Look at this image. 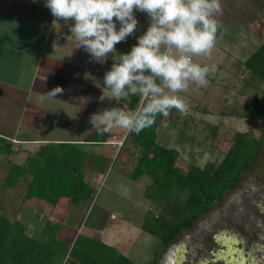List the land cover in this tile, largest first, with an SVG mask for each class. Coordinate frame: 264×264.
<instances>
[{
    "label": "trees",
    "instance_id": "16d2710c",
    "mask_svg": "<svg viewBox=\"0 0 264 264\" xmlns=\"http://www.w3.org/2000/svg\"><path fill=\"white\" fill-rule=\"evenodd\" d=\"M244 66L251 72L244 78V86L264 83V41ZM242 91L246 93L244 88ZM122 101L135 112L147 98L137 95ZM188 117L193 118L175 113L170 128L194 139L195 135L188 132ZM246 117L260 120L264 132V105L258 102L255 112ZM163 118L158 115L155 123L139 134L127 132L122 145L111 143L113 135L109 131L101 135L98 130L90 132L84 141H48L35 150L0 135V264H139L116 246L83 231H77L71 241L62 236L60 227L48 223L49 230L34 237L19 218L26 207L33 206L52 214L63 198H69L73 205L95 201L98 190L87 179V171L106 174L111 157L108 151L89 150L88 144L107 145L108 150H118L119 146V151L127 152L135 161L130 177H150L144 196L154 211L147 215L142 228L165 246L238 185L263 139L253 128L236 130L226 141L223 159L201 167L183 160L176 148L159 140L157 131ZM179 119H185L182 127H177ZM211 128L212 137L219 125ZM24 152L26 156L18 161ZM156 262L155 258L149 264Z\"/></svg>",
    "mask_w": 264,
    "mask_h": 264
},
{
    "label": "rangeland",
    "instance_id": "374dc122",
    "mask_svg": "<svg viewBox=\"0 0 264 264\" xmlns=\"http://www.w3.org/2000/svg\"><path fill=\"white\" fill-rule=\"evenodd\" d=\"M234 1L236 5H239L241 8L245 7L248 10H252L253 7L255 9L256 7V12L250 15L253 19L246 24L249 23L247 29L254 32L256 36L263 37L261 39L262 41L264 39V3H262L264 0ZM251 3L253 7L251 6ZM243 16L246 17L245 14ZM229 17L231 16L229 15ZM239 21L245 22L240 17L237 23ZM138 24L145 25L142 18L141 22ZM147 29L142 28L140 31L146 32ZM247 29L243 28V30H245L243 32H246ZM137 30L138 29H136V31ZM232 31L233 27L230 28L228 34ZM242 41L243 39L241 40V43L237 44V46L242 45V48L239 49L240 51L238 54L236 53V55L229 54L228 51L225 50L217 52V50L213 49L211 56L209 57L193 58L195 62H198L201 65L214 64L217 68L215 74L209 77V83L206 87H198L194 83H190L189 89L186 92L179 93V95H181L189 104V111L187 114L189 116L191 115L193 118L188 117V119H191V127L188 132L195 135L194 139H191L188 135L182 134L178 130L170 128L175 113L182 115L178 110H171L169 115L164 116L160 122L157 131L159 140L167 146L176 148L180 152L181 158L187 162L195 163L201 167H204L210 161L219 163L224 157L222 151L225 148L227 139L236 130L245 131L253 128L258 136H262L260 120L246 116L247 113L251 114L255 112L258 102L264 105V83L259 87L256 85L244 86V78H249L251 76V72L244 66V61L246 57L253 52L254 47L249 48V51H244L243 53L241 51L244 49ZM137 43L138 41L126 45V48H130V50H126L125 54L130 52L132 47ZM220 65L221 67L219 68L218 66ZM87 77L92 81L93 85L99 86V84H95L98 77L94 75ZM243 88L244 92H246L244 94L242 93ZM90 103H92L91 108L84 107L80 109L78 115L74 114L69 116V113H60L58 116L52 115L48 117L47 115H44L42 119H32V115L30 119H20L18 116L12 119L11 115L8 116V114H14L15 109L13 107H8L11 105V102L9 103L5 97L0 101V128L6 130L9 129V132L12 134L16 129V136L22 138L46 137L50 139H70L72 137H84L86 134L97 130L90 123V117L100 111L95 108L99 106L101 101H90ZM114 108H123L129 114L134 113V111H131L127 104L121 100L118 102V105L114 106ZM6 111L8 113H5ZM184 123L185 119H179L177 127H182ZM208 125H210V127ZM215 125H219V128L215 136L211 137V134L213 133L211 127ZM109 132L113 136L115 135L124 138L128 131L123 128L113 127ZM114 138L111 139L112 144H123V139L116 140ZM22 145V147L26 149L35 150L39 144L31 145L24 143ZM88 148L89 150L96 152L108 151L111 157L106 174L87 171V179L92 182L98 190L95 201L92 204L80 203L79 205H73L69 198H63L52 214H48L39 206L26 207L22 213H20L19 218L25 223L27 232L34 237H39L42 231L49 230V225L55 226L61 228V234L65 239L72 241L76 236V232H81L83 230V233L85 234L90 235L92 233L93 236L98 238L101 237V239L103 238L105 241L109 240L113 242L111 244L117 245L122 251L127 252L128 254L130 253V256H137L138 254L139 257H137V260L139 264H148L149 259L153 260L154 257L157 259L156 264H164L161 261L163 256L167 254V246H162L157 237L154 236L155 238H153L154 246L152 243L147 244L146 240L145 242L140 240L135 242V236L129 234L123 236L124 234L119 235L120 233L118 234L109 231L111 237H108L101 233V229L104 226H106V229H114V223H109L111 216H108L107 220L103 219L105 221L103 224H101V221L99 220L102 216L98 217V211L101 207L100 205L103 203L106 204V200L114 194L113 192L116 194V199L117 197L118 199H120V197H126L127 199L131 198L133 202L131 204L130 201H128V204L125 203L124 207L118 202V205L111 204L112 209L115 210V214H119V208L123 211V208H125V210L128 211V205H135V196L143 198L142 201H144V191L145 187L151 181L150 177L143 176L140 180H133L130 177V174L135 166V161L130 154H126L127 152L123 150L119 151V146H117L118 150L113 148L108 150L110 147H107V145L102 146L98 144H90ZM260 148L262 149L260 150L258 159L253 167L258 166L264 170V140L261 142ZM25 156L26 152L19 155L18 161H22ZM253 167L244 175L243 182L247 185H251V178L256 177ZM257 179L258 178L256 177L255 180ZM255 180L253 179V183H255ZM142 201L140 202L141 207L143 206ZM147 201L149 200L147 199ZM222 203H224V201L215 204V208H219ZM110 208L111 207L107 209ZM153 211L154 210L149 201V208L146 217ZM128 214H132L131 210L128 211ZM144 218L141 224H143L145 220ZM48 223L50 224L48 225ZM81 223L83 226L77 229L78 225ZM122 226L128 227V224L123 223ZM119 230L123 233V229ZM127 230L134 229L128 228ZM131 232L134 233V231ZM116 234L118 235L116 236ZM144 235L147 236L145 232ZM145 244L150 247H147ZM158 251L161 252L157 254Z\"/></svg>",
    "mask_w": 264,
    "mask_h": 264
},
{
    "label": "clouds",
    "instance_id": "9594fccd",
    "mask_svg": "<svg viewBox=\"0 0 264 264\" xmlns=\"http://www.w3.org/2000/svg\"><path fill=\"white\" fill-rule=\"evenodd\" d=\"M45 6L56 20L73 22L70 31L76 48L82 47L92 60L103 64L113 54L103 81L111 98H147L131 114L123 108L93 114L90 123L101 135L113 127L139 134L158 115L168 116L173 109L186 115L189 104L179 93L190 83L206 87L217 71L214 64L201 65L193 58L211 56L221 29L216 19L221 0H46ZM136 11L148 15L150 26L130 52L116 55V44L137 29ZM62 92L57 87L43 95L53 98Z\"/></svg>",
    "mask_w": 264,
    "mask_h": 264
},
{
    "label": "crops",
    "instance_id": "0c3cea01",
    "mask_svg": "<svg viewBox=\"0 0 264 264\" xmlns=\"http://www.w3.org/2000/svg\"><path fill=\"white\" fill-rule=\"evenodd\" d=\"M45 3L46 0H0V101L6 97V100L9 103L11 102L8 107L15 109L14 114L9 113L8 116L11 115L12 119L17 116L20 119H30L32 115V119H42L44 115L48 117L58 116L60 113H69V116L78 115L80 109L84 107L91 108L92 103L90 101L97 100L101 101L99 106L95 108L100 110L99 112L114 108L120 100L117 101L111 98L110 93L104 90L103 82L105 73L111 70L114 62L113 54L110 53L107 61L103 64L92 60L90 54L82 47L76 48V41L71 36L70 31L73 22L56 20L50 9L45 6ZM221 8L222 11L216 15L221 29L218 31L214 49L217 52L225 50L229 54L236 55L240 51L239 49L242 48V45L237 46V44L241 43L243 39L244 49L241 51L244 53V51L247 52L249 48L254 47V52L264 41V39L261 41L263 37L256 36L254 32L247 29L249 23H246L253 19L250 15L256 12V7L255 9L253 7L254 11L252 12L253 9L248 10L245 7H242V9L235 4L234 0H221ZM242 14H245L246 17ZM135 17L138 23L141 22L142 18L145 25L138 24V30H135L134 34L127 37L126 41L116 44V55L125 54L126 50L129 51L130 48H126V45L136 43L137 38L145 33L141 32L140 29H147L150 26L151 21L146 13L136 11ZM239 17L245 22L239 21L237 23ZM119 26V22H117V29H119ZM231 27H233L234 32L228 34ZM243 28L247 31L243 32L245 31ZM54 44L56 47H54ZM218 67L220 68L221 65ZM91 75L98 77L95 84H99V86L93 85L92 81L88 79L87 76ZM57 87L62 88L63 92L57 93L53 98L50 95H43ZM42 95L43 99H41ZM142 98L145 97L142 96ZM16 131L15 129L12 134L9 129L0 128V135H6L22 144L32 145L48 141L80 142L84 141L89 134L84 137H72L70 139L22 138L16 136ZM113 138L116 140L123 139L115 135ZM89 145H87V148ZM113 193L106 200V204L100 205L98 217L102 216L99 220L103 224L105 223L104 220L111 216L109 223H114L115 226L114 229H106V226H104L101 233L108 237L110 236L109 231L120 233L119 235L124 234L123 236L129 234L135 236V242L138 240L145 242L146 240L147 244L152 243L154 246V235L144 231L141 226L143 218L148 213L149 201H147V198L142 201L143 198L135 196L136 204L126 207L128 211L131 210L132 214H128L125 208H123L124 211L117 208L119 214H115L112 205L121 203L124 207L125 203L128 204V201L131 204L133 202L131 198L127 199L126 197H120V199L117 197L116 199V194ZM141 201L143 202L142 207L140 206ZM109 207L111 208L107 209ZM123 223H127L128 227H123ZM79 225L77 229L83 226L82 223ZM128 228L134 230H127ZM119 229H123V233ZM131 231H134V233ZM144 232L147 236L144 235ZM102 240L105 241L103 238ZM105 242L114 245L109 240ZM114 246L138 263V254L137 256H130V253L122 251L117 245ZM146 246L150 247L149 245ZM159 252L161 251H158L157 254ZM150 260L148 264L152 261Z\"/></svg>",
    "mask_w": 264,
    "mask_h": 264
},
{
    "label": "flooded vegetation",
    "instance_id": "af4514ba",
    "mask_svg": "<svg viewBox=\"0 0 264 264\" xmlns=\"http://www.w3.org/2000/svg\"><path fill=\"white\" fill-rule=\"evenodd\" d=\"M260 150L238 185L217 201L224 203L219 208L211 207L202 218L182 229L174 240L165 245L167 254L161 262L264 264V170L253 167ZM252 167L258 179L251 178V185H247L243 178Z\"/></svg>",
    "mask_w": 264,
    "mask_h": 264
},
{
    "label": "built area",
    "instance_id": "2783aa9c",
    "mask_svg": "<svg viewBox=\"0 0 264 264\" xmlns=\"http://www.w3.org/2000/svg\"><path fill=\"white\" fill-rule=\"evenodd\" d=\"M121 145V143H119Z\"/></svg>",
    "mask_w": 264,
    "mask_h": 264
}]
</instances>
